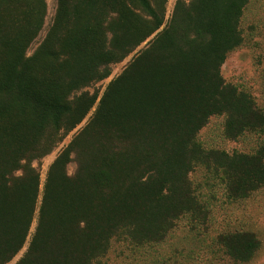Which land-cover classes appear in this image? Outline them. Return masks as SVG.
Returning <instances> with one entry per match:
<instances>
[{
    "label": "trees",
    "instance_id": "1",
    "mask_svg": "<svg viewBox=\"0 0 264 264\" xmlns=\"http://www.w3.org/2000/svg\"><path fill=\"white\" fill-rule=\"evenodd\" d=\"M257 1L177 0L164 25L167 0H57L28 56L46 2L0 0V264L21 251L34 220L15 264H95L120 236L162 242L177 220L204 210L190 180L198 166L232 201L264 189V111L221 74ZM144 43L49 166L38 205L33 163L94 107L97 95L84 90ZM213 118L228 141L262 139L252 152L208 148L199 134ZM221 243L240 262L259 246L250 232Z\"/></svg>",
    "mask_w": 264,
    "mask_h": 264
},
{
    "label": "rangeland",
    "instance_id": "2",
    "mask_svg": "<svg viewBox=\"0 0 264 264\" xmlns=\"http://www.w3.org/2000/svg\"><path fill=\"white\" fill-rule=\"evenodd\" d=\"M177 0H167L164 25L169 21ZM47 14L42 31L27 51L30 56L42 42L55 16L57 0H45ZM264 0L250 5L241 23L243 43L231 51L221 68L226 83L238 90L248 92L264 111V15L260 7ZM142 44L121 63L111 67L110 76L93 84L84 91L96 94L98 99L85 119L74 130L63 133L61 141L53 151L33 163L39 173V197L45 183L47 170L59 152L87 123L108 84L128 65L133 56L144 47ZM222 119L213 118L199 134L200 141L208 148H218L227 152H252L262 137L247 136L240 141H228L222 135ZM75 164L67 166V174L73 175ZM193 188L204 207L201 214L186 215L174 223L173 228L162 242L133 245L124 237H115L110 242L104 257L95 264H264V189L255 192L246 200L227 199L220 184V178L213 171L196 167L190 174ZM35 220L24 247L8 264H15L23 256L33 233ZM235 232H250L259 241L258 249L247 262L232 260L225 252L221 237Z\"/></svg>",
    "mask_w": 264,
    "mask_h": 264
}]
</instances>
